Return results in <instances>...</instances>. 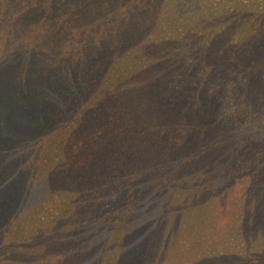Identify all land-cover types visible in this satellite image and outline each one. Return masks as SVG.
I'll return each instance as SVG.
<instances>
[{"label":"trees","instance_id":"trees-1","mask_svg":"<svg viewBox=\"0 0 264 264\" xmlns=\"http://www.w3.org/2000/svg\"><path fill=\"white\" fill-rule=\"evenodd\" d=\"M0 264H264V0H0Z\"/></svg>","mask_w":264,"mask_h":264}]
</instances>
